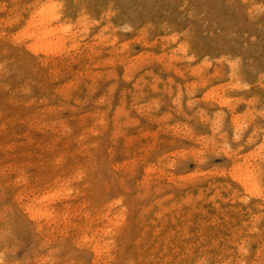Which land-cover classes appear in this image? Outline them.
Returning <instances> with one entry per match:
<instances>
[{
    "label": "rangeland",
    "instance_id": "obj_1",
    "mask_svg": "<svg viewBox=\"0 0 264 264\" xmlns=\"http://www.w3.org/2000/svg\"><path fill=\"white\" fill-rule=\"evenodd\" d=\"M0 264H264V0H0Z\"/></svg>",
    "mask_w": 264,
    "mask_h": 264
},
{
    "label": "bare ground",
    "instance_id": "obj_2",
    "mask_svg": "<svg viewBox=\"0 0 264 264\" xmlns=\"http://www.w3.org/2000/svg\"><path fill=\"white\" fill-rule=\"evenodd\" d=\"M35 15H31L30 16V20H33V19H35V18H33ZM56 18V16L55 15H53L52 16V18H50V19H55ZM49 19V20H50ZM34 21V20H33ZM49 31H51V30H49ZM46 32H48V31H46ZM45 32V33H46ZM239 181L242 179L241 178V176H239L238 178H237ZM243 184L246 186V185H248V187H250V188H255V185H254V183L253 182H251V175H248L246 178H244L243 179Z\"/></svg>",
    "mask_w": 264,
    "mask_h": 264
}]
</instances>
